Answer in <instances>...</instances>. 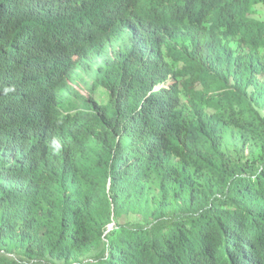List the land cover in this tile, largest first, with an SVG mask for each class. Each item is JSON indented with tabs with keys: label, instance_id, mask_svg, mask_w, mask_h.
<instances>
[{
	"label": "trees",
	"instance_id": "trees-1",
	"mask_svg": "<svg viewBox=\"0 0 264 264\" xmlns=\"http://www.w3.org/2000/svg\"><path fill=\"white\" fill-rule=\"evenodd\" d=\"M257 3L0 0V264H264ZM229 126L258 158L223 152Z\"/></svg>",
	"mask_w": 264,
	"mask_h": 264
},
{
	"label": "rangeland",
	"instance_id": "rangeland-1",
	"mask_svg": "<svg viewBox=\"0 0 264 264\" xmlns=\"http://www.w3.org/2000/svg\"><path fill=\"white\" fill-rule=\"evenodd\" d=\"M254 13L253 17L258 20H262L264 18V9L261 4L257 3L254 5ZM125 38H122L118 42H116L113 46L109 47L99 60L103 56H112L117 51L122 49L125 45ZM259 54L261 55L264 61V48L259 50ZM94 68V67H93ZM93 69L84 67L77 70L76 74L73 76L72 80L70 81L71 88L66 92L67 95L64 98V102L62 105L63 112L75 113L82 109L83 107V99L86 97V94L91 86L93 80ZM172 79H169L171 81ZM248 95L251 99V104L253 108L260 114V116L264 117V105L261 103H255L253 92L251 89L247 91ZM93 98L98 103H105L107 100V95L105 91L101 88L97 89L93 92ZM182 98V97H181ZM184 101V98H182ZM221 108L212 104L211 107L208 108L209 111H218ZM222 150L225 154H229V156L235 160L236 162H243L246 158L254 159L258 158L260 155V148L256 146L255 143L249 141L244 143V138L242 133L235 127L229 126L225 128L224 131V138L222 144ZM158 193V189L155 185L150 184L147 188L145 193V197L149 199V201H153ZM133 213H128L126 215H122L118 218L119 221L124 222H145L143 216H139L137 212L132 211ZM113 227V223L110 222L107 224V230Z\"/></svg>",
	"mask_w": 264,
	"mask_h": 264
}]
</instances>
